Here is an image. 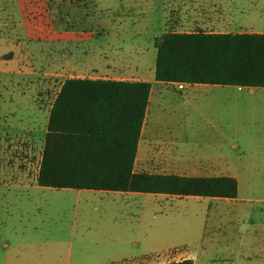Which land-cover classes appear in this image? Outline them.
I'll return each instance as SVG.
<instances>
[{"label": "rangeland", "instance_id": "1", "mask_svg": "<svg viewBox=\"0 0 264 264\" xmlns=\"http://www.w3.org/2000/svg\"><path fill=\"white\" fill-rule=\"evenodd\" d=\"M17 1L19 19L10 0H0V59L11 56L12 46L24 50L25 33L37 37L29 0ZM158 37L156 30L124 37L141 42L133 53L143 57L147 71L155 64ZM73 73L0 66V92H31V103L39 106L38 114L13 116L0 129V264H158L186 254L193 264H264V98L253 113L246 88L166 85L148 104L146 171L162 169L157 152L166 142L181 162L234 175L236 197L35 185L46 111ZM20 173L28 174V186Z\"/></svg>", "mask_w": 264, "mask_h": 264}, {"label": "trees", "instance_id": "2", "mask_svg": "<svg viewBox=\"0 0 264 264\" xmlns=\"http://www.w3.org/2000/svg\"><path fill=\"white\" fill-rule=\"evenodd\" d=\"M160 82L264 86V33H163ZM150 83L66 78L51 104L37 174L43 187L233 198L232 176L134 171ZM158 264H193L191 258Z\"/></svg>", "mask_w": 264, "mask_h": 264}, {"label": "crops", "instance_id": "3", "mask_svg": "<svg viewBox=\"0 0 264 264\" xmlns=\"http://www.w3.org/2000/svg\"><path fill=\"white\" fill-rule=\"evenodd\" d=\"M14 1L15 3L10 0V11L19 19L20 7L18 1ZM29 2V13L37 22L36 25L31 24L37 37L31 38L25 33V38L29 39L24 45L25 51L21 46L19 48L18 45L12 46L8 50L11 56L8 59H0V66L39 67L44 74H48L51 68L61 70L67 68L74 73L66 78L147 81L150 83L148 104L152 94H162L163 86L169 85L175 90L178 89L175 82L156 81L154 66L151 71L145 70L143 57L133 53L140 52L141 42L132 39V43H126L125 36L153 33L154 30L159 37L166 32L264 33V0H29ZM17 23L19 26L26 25L24 21ZM11 72L21 73L20 70ZM191 85L216 84L186 83L185 86ZM232 87L247 89V93L253 99L252 110L255 113L264 98V86L232 85ZM31 98V92L1 91L0 129L7 128L13 121V116L29 110L38 114L39 106L31 103ZM51 104L46 111L45 123ZM147 109L148 105L146 114ZM146 114L138 140L134 171H146L147 150L142 139L147 133ZM159 147L157 153L161 155L158 166L162 169L146 172L181 176L226 175L236 179L234 175L222 173L210 165L197 166L181 162L171 156L168 149L166 150V142L164 146ZM191 171L194 173H190ZM27 175L20 173V180L25 182V186L29 185ZM35 178V185H38L37 175ZM183 258H190L189 254L180 259Z\"/></svg>", "mask_w": 264, "mask_h": 264}, {"label": "built area", "instance_id": "4", "mask_svg": "<svg viewBox=\"0 0 264 264\" xmlns=\"http://www.w3.org/2000/svg\"><path fill=\"white\" fill-rule=\"evenodd\" d=\"M175 86H177V89H183L186 85L185 82H175Z\"/></svg>", "mask_w": 264, "mask_h": 264}]
</instances>
